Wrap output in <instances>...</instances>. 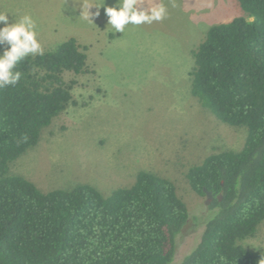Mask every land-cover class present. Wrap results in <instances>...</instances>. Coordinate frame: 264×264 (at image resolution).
Here are the masks:
<instances>
[{
	"label": "trees",
	"instance_id": "obj_1",
	"mask_svg": "<svg viewBox=\"0 0 264 264\" xmlns=\"http://www.w3.org/2000/svg\"><path fill=\"white\" fill-rule=\"evenodd\" d=\"M236 1L245 16L206 31L191 51L189 82L204 109L246 137L239 151L221 150L184 171L190 190L213 200L199 219V243L179 264H264V251L241 243L264 222V0ZM86 50L69 37L18 64L21 81L0 89V264L173 262L190 215L171 179L139 170L130 185L103 195L88 184L43 192L10 171L75 104L76 80L64 76L86 72Z\"/></svg>",
	"mask_w": 264,
	"mask_h": 264
},
{
	"label": "rangeland",
	"instance_id": "obj_2",
	"mask_svg": "<svg viewBox=\"0 0 264 264\" xmlns=\"http://www.w3.org/2000/svg\"><path fill=\"white\" fill-rule=\"evenodd\" d=\"M82 2L0 0L10 23L32 15L44 51L69 37L87 48L86 72L64 76L76 80L75 104L43 130L38 144L12 162L10 171L43 192L88 184L103 195L130 185L139 170L171 179L190 215L176 238L172 264H179L199 243L200 217L208 215L211 203L190 190L184 171L210 154L239 151L246 137L245 128L219 122L191 95V51L211 26L245 13L236 0H164L166 19L116 33L103 7L93 23L78 16ZM91 2L99 6L102 0ZM104 3L110 7L115 0ZM241 243L264 251V222Z\"/></svg>",
	"mask_w": 264,
	"mask_h": 264
},
{
	"label": "clouds",
	"instance_id": "obj_3",
	"mask_svg": "<svg viewBox=\"0 0 264 264\" xmlns=\"http://www.w3.org/2000/svg\"><path fill=\"white\" fill-rule=\"evenodd\" d=\"M102 7L108 18L107 24L116 33H123L129 25L161 22L168 16L164 0H115L110 7L105 6L104 0L99 6L91 0H83L78 16L93 23ZM8 14L0 12V89L14 87L21 81L23 73L17 70L18 64L30 56L44 54L37 36V22L32 15L26 13L10 23Z\"/></svg>",
	"mask_w": 264,
	"mask_h": 264
},
{
	"label": "water",
	"instance_id": "obj_4",
	"mask_svg": "<svg viewBox=\"0 0 264 264\" xmlns=\"http://www.w3.org/2000/svg\"><path fill=\"white\" fill-rule=\"evenodd\" d=\"M205 192V196H206V200H205V204L208 205L210 203V201L213 199V196L210 192L204 190ZM218 199L220 200L221 197L219 196Z\"/></svg>",
	"mask_w": 264,
	"mask_h": 264
},
{
	"label": "flooded vegetation",
	"instance_id": "obj_5",
	"mask_svg": "<svg viewBox=\"0 0 264 264\" xmlns=\"http://www.w3.org/2000/svg\"><path fill=\"white\" fill-rule=\"evenodd\" d=\"M206 197V196H205ZM213 200V199H212ZM212 200L210 202H212Z\"/></svg>",
	"mask_w": 264,
	"mask_h": 264
}]
</instances>
